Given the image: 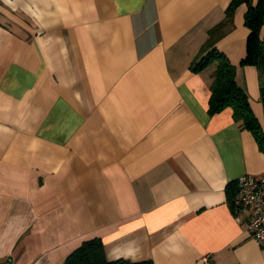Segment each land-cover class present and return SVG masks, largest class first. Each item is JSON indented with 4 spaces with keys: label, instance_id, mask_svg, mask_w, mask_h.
Instances as JSON below:
<instances>
[{
    "label": "crops",
    "instance_id": "1",
    "mask_svg": "<svg viewBox=\"0 0 264 264\" xmlns=\"http://www.w3.org/2000/svg\"><path fill=\"white\" fill-rule=\"evenodd\" d=\"M229 1L0 0V264H62L93 237L108 259L264 264L230 202L264 150L208 112L215 63L192 68L222 52L264 129Z\"/></svg>",
    "mask_w": 264,
    "mask_h": 264
},
{
    "label": "trees",
    "instance_id": "2",
    "mask_svg": "<svg viewBox=\"0 0 264 264\" xmlns=\"http://www.w3.org/2000/svg\"><path fill=\"white\" fill-rule=\"evenodd\" d=\"M246 4L244 24L249 29L245 55L240 60V65L251 64L256 66L259 75V89L262 103H264V40L260 37L261 27L264 26V0H257L252 5L251 0H230L225 13L232 14L240 4ZM215 63L211 74L210 96L208 99V112L215 114L224 108L232 109L233 119L240 128L249 130L256 139L259 147L264 150V129L250 108L248 95L235 79L236 65L220 51L211 49L193 61L195 71L202 70L210 63ZM234 186L229 183L227 187ZM232 202V199H230ZM62 264H154L151 259L133 261L127 258L108 259L104 252L101 238L93 237L82 241L64 259Z\"/></svg>",
    "mask_w": 264,
    "mask_h": 264
},
{
    "label": "built area",
    "instance_id": "3",
    "mask_svg": "<svg viewBox=\"0 0 264 264\" xmlns=\"http://www.w3.org/2000/svg\"><path fill=\"white\" fill-rule=\"evenodd\" d=\"M232 204L234 217L246 234L264 247V174L240 175L235 181ZM202 261L210 264L209 255H204Z\"/></svg>",
    "mask_w": 264,
    "mask_h": 264
}]
</instances>
